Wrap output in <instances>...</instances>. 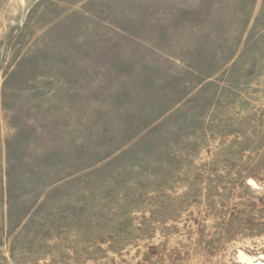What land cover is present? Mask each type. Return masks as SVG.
I'll list each match as a JSON object with an SVG mask.
<instances>
[{"label":"rangeland","instance_id":"rangeland-1","mask_svg":"<svg viewBox=\"0 0 264 264\" xmlns=\"http://www.w3.org/2000/svg\"><path fill=\"white\" fill-rule=\"evenodd\" d=\"M0 264H264V0H0Z\"/></svg>","mask_w":264,"mask_h":264}]
</instances>
